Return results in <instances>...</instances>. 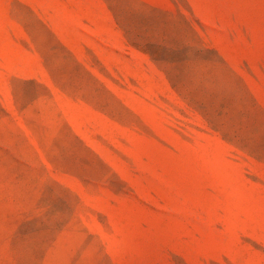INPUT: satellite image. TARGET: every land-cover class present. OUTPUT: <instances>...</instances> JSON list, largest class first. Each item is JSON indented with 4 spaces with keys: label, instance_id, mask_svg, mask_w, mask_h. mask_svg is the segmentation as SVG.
I'll list each match as a JSON object with an SVG mask.
<instances>
[{
    "label": "rangeland",
    "instance_id": "obj_1",
    "mask_svg": "<svg viewBox=\"0 0 264 264\" xmlns=\"http://www.w3.org/2000/svg\"><path fill=\"white\" fill-rule=\"evenodd\" d=\"M0 264H264V0H0Z\"/></svg>",
    "mask_w": 264,
    "mask_h": 264
}]
</instances>
